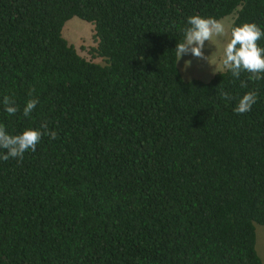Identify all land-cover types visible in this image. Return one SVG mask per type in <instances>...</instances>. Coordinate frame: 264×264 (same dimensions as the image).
Wrapping results in <instances>:
<instances>
[{
  "label": "trees",
  "instance_id": "trees-1",
  "mask_svg": "<svg viewBox=\"0 0 264 264\" xmlns=\"http://www.w3.org/2000/svg\"><path fill=\"white\" fill-rule=\"evenodd\" d=\"M195 14L264 31V0H0V125L57 133L0 159V264H263L264 79L184 81L175 48ZM73 17L102 64L62 37Z\"/></svg>",
  "mask_w": 264,
  "mask_h": 264
},
{
  "label": "clouds",
  "instance_id": "clouds-1",
  "mask_svg": "<svg viewBox=\"0 0 264 264\" xmlns=\"http://www.w3.org/2000/svg\"><path fill=\"white\" fill-rule=\"evenodd\" d=\"M187 25L182 42L176 44L175 52L178 60L184 55H191L194 58L208 61L209 57L204 55L203 48L205 41H212L214 38H221L226 35L225 26L212 17H201L198 14L187 18ZM264 38V31L255 23H243L233 26L228 36L227 42L223 45L221 67L230 71L234 78H239L241 72L249 73V80L258 81L264 79V47H260L259 41ZM191 61H186L185 66H189ZM241 87L246 88L247 83L241 81ZM35 89L29 90L31 97L27 100L23 115L29 117L39 103L33 93ZM257 92L248 91L239 100L233 109L236 114L249 112L257 102ZM221 97L230 100L228 92L222 91ZM2 103L4 110L11 116L19 110L15 101L8 95L3 96ZM48 135L50 139H55L57 133L48 130V124L42 122L40 129H25L21 134L10 135L3 125H0V150H5L0 154V159L7 161L10 158L21 161L25 152L35 151L42 136Z\"/></svg>",
  "mask_w": 264,
  "mask_h": 264
},
{
  "label": "rangeland",
  "instance_id": "rangeland-1",
  "mask_svg": "<svg viewBox=\"0 0 264 264\" xmlns=\"http://www.w3.org/2000/svg\"><path fill=\"white\" fill-rule=\"evenodd\" d=\"M226 29V35L221 38H214L212 41H205L203 52L209 57L208 61L197 59L189 55L182 56L179 60L177 57L176 66L184 81L197 79L203 82L209 81L212 76L222 71V49L230 35V25L232 16L229 15L219 20ZM62 37L66 42L72 45L80 56L91 60L95 63L102 64L103 61L98 57L90 54L89 50L96 46L94 38L93 26L78 18L69 19L63 26L61 31ZM186 61H191L189 66H185ZM255 232V251L264 264V227L254 224Z\"/></svg>",
  "mask_w": 264,
  "mask_h": 264
}]
</instances>
